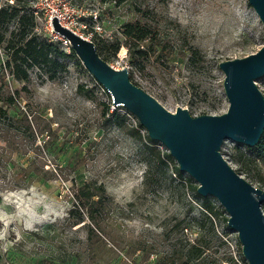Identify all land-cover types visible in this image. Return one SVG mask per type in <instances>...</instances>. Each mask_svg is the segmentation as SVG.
Listing matches in <instances>:
<instances>
[{
  "label": "rangeland",
  "instance_id": "rangeland-1",
  "mask_svg": "<svg viewBox=\"0 0 264 264\" xmlns=\"http://www.w3.org/2000/svg\"><path fill=\"white\" fill-rule=\"evenodd\" d=\"M63 2L83 11L89 26L97 16L101 29L91 38L101 54L110 52V64L127 67L132 81L173 112L177 106L193 116L226 111L218 63L264 44V27L248 0L45 3ZM139 7L150 14L159 44L131 64L120 26L135 19ZM35 30L48 36L40 11ZM4 39L0 32V264H234L228 257L242 256L217 199L210 196L219 212L209 214L191 187L197 182L185 172L175 175L173 157L158 162L146 146L145 128L112 104L77 56L53 79L34 66L27 80H17L2 67ZM62 46L69 51V43ZM256 83L264 95V75ZM112 110L123 120H110ZM241 144L226 139L221 152L264 190V153ZM155 145L168 152L160 141ZM86 183L100 194L70 215L73 190Z\"/></svg>",
  "mask_w": 264,
  "mask_h": 264
},
{
  "label": "water",
  "instance_id": "water-1",
  "mask_svg": "<svg viewBox=\"0 0 264 264\" xmlns=\"http://www.w3.org/2000/svg\"><path fill=\"white\" fill-rule=\"evenodd\" d=\"M248 2L264 27V0ZM51 24L109 93L112 104L130 111L151 139L165 145L179 170L197 182L199 195L217 199L248 264H264V190L241 176L221 152L226 139L254 146L263 133L264 95L256 79L264 75V44L248 55L218 63L227 110L193 116L185 107L177 106L175 112L166 109L130 79L127 67L116 68L105 60L91 39L61 25L55 16Z\"/></svg>",
  "mask_w": 264,
  "mask_h": 264
},
{
  "label": "trees",
  "instance_id": "trees-1",
  "mask_svg": "<svg viewBox=\"0 0 264 264\" xmlns=\"http://www.w3.org/2000/svg\"><path fill=\"white\" fill-rule=\"evenodd\" d=\"M33 2L34 0H12V2H6L0 5V32L5 34L2 45L6 54V59L2 67L3 70H6L9 75L17 80H27L30 75V69L34 66L42 69V74L53 79L59 72L66 70L68 60H76V55L71 47H69V51H66L64 46H62L61 40H51L45 32L35 30L36 14L34 13ZM137 13L138 16L135 19L126 21L120 26L121 33L125 38L128 58L131 64H136L139 60L146 57L148 50L153 45L159 44L158 30L157 27L150 23V14L141 7L137 8ZM11 22L14 23V26L10 29ZM91 40L98 53L109 62L111 53L106 52L104 55L101 54L97 42L92 38ZM115 40L113 52H117L120 45L119 40ZM195 52V49H192L190 58L194 56ZM129 76L132 80L130 72ZM113 110L110 113L107 112L110 116L109 119L113 121L123 120V116ZM137 127L143 128L139 122H137ZM133 132L141 137L137 128H133ZM143 136L146 146L159 163H164L165 159L173 161L172 156L168 152L160 153L155 145L157 141L151 139L147 133ZM243 147L252 150L258 155L264 153V130L256 145L253 147L243 145ZM173 171L178 177L181 178L183 176V172L179 170L175 162ZM191 187L196 190L197 185ZM98 194H100V191L94 190L90 183L76 187L73 190L75 203L69 209L70 215L76 214L75 211L79 210L80 207L87 209L88 205L93 202L92 197ZM196 194L200 197L203 208L209 214H217L219 212L215 209L210 196H201L197 191ZM221 212H224V209H221ZM78 219L81 220L79 216ZM225 219L227 220V217ZM196 250L199 251V247ZM227 261H233L232 257H228Z\"/></svg>",
  "mask_w": 264,
  "mask_h": 264
},
{
  "label": "built area",
  "instance_id": "built-area-1",
  "mask_svg": "<svg viewBox=\"0 0 264 264\" xmlns=\"http://www.w3.org/2000/svg\"><path fill=\"white\" fill-rule=\"evenodd\" d=\"M47 0H34L33 7L35 9L34 13L37 14L39 11L43 14V19L45 20L46 30H48V37L51 40H61L64 44L68 45V40L61 36L58 38V35L52 28L51 19L52 17H56L58 22L72 29L76 33L82 35L86 39H91L92 32H98L101 29L99 23H97V16H94L95 22L93 25L89 26L88 22L84 19L85 13L83 11H78L76 9H69L65 2L58 4L56 6H46L45 3ZM12 2V0H11ZM86 33V34H84ZM60 36V35H59ZM90 37V38H89ZM224 238V236H223ZM243 255L234 254L232 259L234 264H242ZM244 264H248L246 259L243 260Z\"/></svg>",
  "mask_w": 264,
  "mask_h": 264
}]
</instances>
